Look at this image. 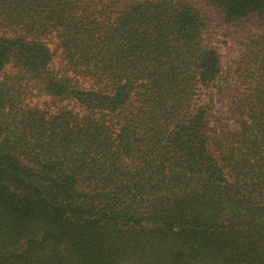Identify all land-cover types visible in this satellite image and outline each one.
I'll return each instance as SVG.
<instances>
[{"label":"trees","instance_id":"trees-1","mask_svg":"<svg viewBox=\"0 0 264 264\" xmlns=\"http://www.w3.org/2000/svg\"><path fill=\"white\" fill-rule=\"evenodd\" d=\"M203 1L227 61L187 0H0V264H264V0Z\"/></svg>","mask_w":264,"mask_h":264},{"label":"rangeland","instance_id":"rangeland-1","mask_svg":"<svg viewBox=\"0 0 264 264\" xmlns=\"http://www.w3.org/2000/svg\"><path fill=\"white\" fill-rule=\"evenodd\" d=\"M187 1L199 7L203 11V13L211 20L210 29L205 37V42L212 44L213 46L216 47L223 61H227L233 58L236 55L237 50L235 44L232 41V37H233L232 32L235 35H237L239 30L241 31L247 30L248 29L247 27L254 29L255 26L254 23L251 21H244L242 22L243 27H241L240 29H238L240 25L239 26L236 25L235 27L229 28L227 25L222 23V18L218 15L217 12L212 11L211 9H209L204 5L203 0H187ZM242 28H246V29H242ZM37 100L38 102H41L42 98L38 97ZM215 103H216V107L219 110H223L225 108L224 101L222 99L216 98Z\"/></svg>","mask_w":264,"mask_h":264}]
</instances>
